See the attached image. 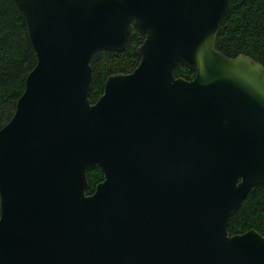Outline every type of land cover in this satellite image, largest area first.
<instances>
[{
	"label": "water",
	"instance_id": "obj_1",
	"mask_svg": "<svg viewBox=\"0 0 264 264\" xmlns=\"http://www.w3.org/2000/svg\"><path fill=\"white\" fill-rule=\"evenodd\" d=\"M13 1L37 62L0 128V264H264L228 231L264 183V65L216 48L230 0ZM135 32L91 103L92 54Z\"/></svg>",
	"mask_w": 264,
	"mask_h": 264
},
{
	"label": "trees",
	"instance_id": "obj_2",
	"mask_svg": "<svg viewBox=\"0 0 264 264\" xmlns=\"http://www.w3.org/2000/svg\"><path fill=\"white\" fill-rule=\"evenodd\" d=\"M142 40L143 37L135 32L122 52L98 50L92 54L88 94L91 103L102 94L108 75L134 69L140 60L135 50ZM216 48L225 56L245 54L264 65V0H230L219 27ZM36 62V52L22 13L13 0H0V128L12 117L17 99L24 90L25 78ZM174 74L190 79L194 71L178 64ZM87 176L86 193L89 194L103 175L96 167ZM249 229L264 234V183L255 185L248 192L228 225L230 234Z\"/></svg>",
	"mask_w": 264,
	"mask_h": 264
},
{
	"label": "flooded vegetation",
	"instance_id": "obj_3",
	"mask_svg": "<svg viewBox=\"0 0 264 264\" xmlns=\"http://www.w3.org/2000/svg\"><path fill=\"white\" fill-rule=\"evenodd\" d=\"M94 103V102H93Z\"/></svg>",
	"mask_w": 264,
	"mask_h": 264
}]
</instances>
